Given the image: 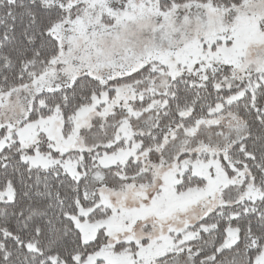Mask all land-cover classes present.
<instances>
[{"label": "snow or ice", "instance_id": "obj_1", "mask_svg": "<svg viewBox=\"0 0 264 264\" xmlns=\"http://www.w3.org/2000/svg\"><path fill=\"white\" fill-rule=\"evenodd\" d=\"M0 264H264V0H0Z\"/></svg>", "mask_w": 264, "mask_h": 264}]
</instances>
